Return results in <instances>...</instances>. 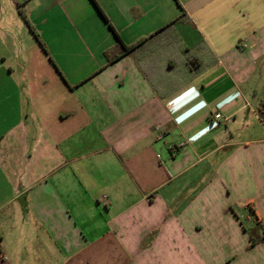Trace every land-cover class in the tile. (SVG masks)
Masks as SVG:
<instances>
[{"label": "crops", "instance_id": "1", "mask_svg": "<svg viewBox=\"0 0 264 264\" xmlns=\"http://www.w3.org/2000/svg\"><path fill=\"white\" fill-rule=\"evenodd\" d=\"M263 103L264 0H0V264H264Z\"/></svg>", "mask_w": 264, "mask_h": 264}, {"label": "trees", "instance_id": "2", "mask_svg": "<svg viewBox=\"0 0 264 264\" xmlns=\"http://www.w3.org/2000/svg\"><path fill=\"white\" fill-rule=\"evenodd\" d=\"M98 10H99V9H98ZM99 12H100L101 16H102L103 18H105L100 10H99ZM19 13H20V14L24 17V19L26 20V15H25L24 11L22 10V8H20V6H19ZM183 15H184V12H183ZM31 31L35 34V37L39 40V35L35 32V30H34L32 27H31ZM117 41H118V42H117V48H118L120 54L114 56V57L111 58V59L109 58V59H110V62L115 61V60H117L119 57L124 56V55H126V54L132 52L136 47H138V46L140 45V43H139V44H136V45H133V46L127 47V46H125V45L121 42V40H120L119 38H118ZM259 112H260V115H261V119L264 121V103L261 105V107H260V109H259Z\"/></svg>", "mask_w": 264, "mask_h": 264}, {"label": "built area", "instance_id": "3", "mask_svg": "<svg viewBox=\"0 0 264 264\" xmlns=\"http://www.w3.org/2000/svg\"><path fill=\"white\" fill-rule=\"evenodd\" d=\"M222 120V115L220 113H216L213 115V121L217 124H220Z\"/></svg>", "mask_w": 264, "mask_h": 264}, {"label": "clouds", "instance_id": "4", "mask_svg": "<svg viewBox=\"0 0 264 264\" xmlns=\"http://www.w3.org/2000/svg\"><path fill=\"white\" fill-rule=\"evenodd\" d=\"M239 96V93L237 92V93H234L233 94V98H235V97H238ZM179 97H177L176 99H178ZM171 103V102H170ZM177 122L179 123V122H181L180 120H179V118H177ZM203 131H206V130H203ZM201 134H203V133H201ZM198 135H200V134H198ZM196 137H194L193 139H195Z\"/></svg>", "mask_w": 264, "mask_h": 264}]
</instances>
